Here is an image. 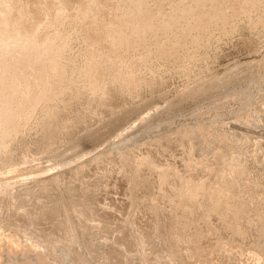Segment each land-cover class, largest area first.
<instances>
[{"label":"rangeland","instance_id":"rangeland-1","mask_svg":"<svg viewBox=\"0 0 264 264\" xmlns=\"http://www.w3.org/2000/svg\"><path fill=\"white\" fill-rule=\"evenodd\" d=\"M29 1L26 24L64 51L48 97L0 141L6 232L59 245L64 264H264V0H147L179 23L116 50L77 18L81 0ZM106 8L115 23L130 4ZM21 254L0 264H39Z\"/></svg>","mask_w":264,"mask_h":264},{"label":"bare ground","instance_id":"bare-ground-1","mask_svg":"<svg viewBox=\"0 0 264 264\" xmlns=\"http://www.w3.org/2000/svg\"><path fill=\"white\" fill-rule=\"evenodd\" d=\"M22 1L23 0H0V141L1 142H3L4 140L6 141V139L11 136V134L13 133V130H14L17 122H18V119L21 116H24L28 112V110H31V108L33 109L37 104L40 103V101L42 102L43 99L45 100V98L48 95L50 88H51L52 77L55 76L56 74H58L59 70L61 69L60 68V65H61L60 64L61 63L60 58H61L62 52L64 51L63 50L64 45L61 44L59 41L61 38L59 35L60 33L55 34L56 36H54V37L52 36L53 38H50L47 35H44L46 37H44L43 39L39 38V29L38 28L41 27L40 26L41 24L39 25L36 22L39 25V27L37 28V24H36V26L34 25L36 28L33 27V29L34 28L35 29L34 30L32 29V26H30L32 24L31 21L33 20L34 16H36V14L29 15L31 12L28 13V12H26L27 10H22V9H24V7L21 6L23 4ZM31 1H29V2H31ZM87 1L86 0L80 1L82 4L81 10L79 9L81 11L80 12L81 15L77 16V18L79 17V19L81 20L82 18H80V17L82 16L83 18L88 19L90 21V27L89 26H87V27H89L90 29H91V27L94 29H96L98 27V29L100 31L97 32L98 31V29H97V31L95 30L96 32H94V34L98 33L97 35H99L103 39H105V42H107V44H108V48L111 50H116L119 47H121L123 44L130 43L136 39L141 40L143 35L147 31L161 30L163 32L168 33L171 30H173V28H175L177 26V23H179V22H177L178 19H174V18L172 19V17H171L172 20H163V19H159L160 16L158 17L157 15L150 13V11H148L146 9L147 0H127V2L130 4L129 13H126V14L124 13L125 15H123V16L120 15L119 17H117V20L114 21L115 23H113V22L107 23V20L103 16L106 13L105 9H107L106 7L108 4L110 5L111 0H89L90 2L91 1L92 2L89 3V1H88V4H87ZM194 1L196 3L197 8H199V7L203 6L208 0H194ZM34 2H35V0H34ZM40 2H42V1H40ZM25 3L26 2H24V4ZM35 3H33V4H35ZM65 3H67V1H65ZM40 5L37 4V7L38 6L39 7L44 6L43 4L41 6ZM29 6H30V4H29ZM29 6L26 5V7H29ZM21 7H22V9H21ZM27 9H29V8H27ZM40 9L39 10L36 9L34 12H37V10L41 12ZM50 9H52V8H50ZM64 9H66V8H64ZM114 9H116V8H114ZM76 10H78V7L76 8ZM79 10L77 11L78 13H79ZM48 11L45 12V15H47V17H48V15H50V13H52L51 12L52 10L49 11L50 13H48ZM34 12L32 11V14ZM192 12H195V10L192 9V7H191V9H183L181 11V14H179V15H181V16L187 15L188 16V15L192 14ZM215 12L217 13V10L213 9V11H211V13L205 18H208L207 20L212 21L213 15L216 14ZM37 13H39V12H37ZM42 13H44V11ZM114 14H116V12ZM40 15L42 16V14H40ZM200 17H202L201 14H200ZM114 18L115 17H113V19ZM136 18L139 20L140 25H137L135 27H130L131 22L133 23V20ZM205 18L202 17L200 19V21H204V20L206 21ZM198 19H199V17H198ZM36 20H34V21H36ZM104 20H106V23ZM27 21H30L31 24L27 25L26 24ZM217 21H218V19H217ZM50 23H51V21H50ZM50 23L47 25H49V26H52L53 24H54L53 26L57 25L56 21L52 24H50ZM190 24H191V22H190ZM18 25H20L22 27V31H21V27H20V29L19 28L16 29V27ZM40 29L42 31L43 28H40ZM129 29H131L130 32H128ZM91 30H90V32H91ZM43 32H44V30H43ZM93 35H91V37ZM183 37H185V36H183ZM172 45H174V44H172ZM61 71H62V69H61ZM110 124L112 126L113 123L110 122ZM106 130H108V129H106ZM102 135H104V134H103V131L101 129L97 130L96 132L94 131L93 133L91 132L88 135V137L85 136V138L83 140H81L80 142H78L77 144L84 145L82 152L89 153L90 150L92 149V148L90 149L89 146L94 141L99 140ZM128 137H130V136H128ZM70 144L72 145V143H70ZM70 144H68V145H70ZM81 148H79V149H81ZM0 149H1V147H0ZM60 151H61V149H60ZM72 153H74V152L72 151ZM60 156H63V157L65 156V152H63V150H62V153L60 154ZM73 159H77V158H73ZM53 161H55V160H53ZM58 163L60 165L66 164L65 161H63V160H61V162H58ZM38 172H39V169H38ZM20 197H21V193L16 195L15 196V200H16L15 202H17ZM24 236L27 240L26 245L22 244V241L20 240V237L17 233H13L12 231L6 232L3 225L0 224V262H2L1 259L3 257L2 255H3L4 251H6V253H9V256H10V253L11 254L22 253L21 255L27 254V256H29V258L30 257L32 258V256H34V257H36V262H38L40 264V263H42L43 260H45L47 257H50L51 255L55 254L54 255L55 257H59V251L61 250L62 251L61 256H60L61 261H60V263L58 262L55 264H64L65 263L66 257L68 256V253L66 250L61 248L59 245H57V244L50 245L46 240L39 241L36 238L34 239V237L32 235H29L27 231L24 232ZM30 252H31V255H28V253H30ZM11 257H13V256L11 255ZM25 260H27V259L25 258ZM15 261H16V259H15ZM28 262H30V260ZM31 262H32V260H31ZM19 263L21 264V262H19Z\"/></svg>","mask_w":264,"mask_h":264}]
</instances>
